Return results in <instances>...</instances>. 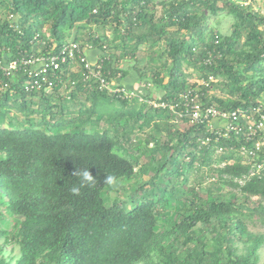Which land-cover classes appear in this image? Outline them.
<instances>
[{"label":"trees","instance_id":"16d2710c","mask_svg":"<svg viewBox=\"0 0 264 264\" xmlns=\"http://www.w3.org/2000/svg\"><path fill=\"white\" fill-rule=\"evenodd\" d=\"M1 2L23 31L0 17L8 59L19 49L34 50L31 35L43 31L57 44L71 40L104 52L108 78L120 83L134 72L152 86L140 93L145 98L159 90L161 100L171 102L194 85L184 64L200 78L216 79L203 103L249 108L264 92V12L234 0ZM220 11L233 17L225 35L207 23ZM93 26L112 27L114 34L107 39ZM143 44L145 64L138 51ZM208 51L211 62L204 64ZM76 68L69 72V81H77L69 98L57 90L26 91L24 77L10 81L0 73V264H258L264 234L250 231L245 220L257 213L264 222V170L239 184L248 166L235 150L213 157L198 148L203 125L174 121L167 108L137 98L106 95L83 83ZM104 106L112 107L106 117ZM103 119L106 128L99 131ZM151 123L144 144L139 137L130 142L135 127ZM142 154L154 170L147 180L149 166L138 168ZM87 168L96 186L75 196L69 189L80 178L72 173ZM202 168L214 184L204 190L199 173L188 186V173ZM108 174L118 178L116 186L102 183Z\"/></svg>","mask_w":264,"mask_h":264},{"label":"built area","instance_id":"2783aa9c","mask_svg":"<svg viewBox=\"0 0 264 264\" xmlns=\"http://www.w3.org/2000/svg\"><path fill=\"white\" fill-rule=\"evenodd\" d=\"M2 1V0H0ZM260 0H234L242 7H252L254 11H260L258 4ZM6 19L10 27L20 35L23 31L17 22V16L8 12ZM217 41V35L215 36ZM30 44L35 46L34 50L19 49L17 56L8 59V49L0 46V73L10 81L21 77L25 78L23 87L26 91H44L46 94L57 90L61 97L69 98L71 88L76 86V80H70L69 72L77 71L79 65L81 70L80 80L87 84H94L99 91L106 95L121 99L131 100L137 98L140 102H146L153 108H167L175 115L174 121H180L187 125H203L205 133L196 137L198 148L205 147L212 151V156L224 154L235 150L236 156L241 163L248 166V173L237 179L239 184L250 177L262 175L264 170V92L261 98L249 108L237 107L225 110L211 103H203L202 98L206 94L213 93L212 84L216 79L209 75L207 79H196L191 85L173 97L171 102L161 100L162 95L156 93V98H145L140 93L143 90L127 87L116 79L110 80L108 72L103 71L104 62L108 59L107 54L100 53L94 61L90 60L86 51L91 50V44L81 46L78 42L66 40L60 44L52 42L48 34L36 31L31 35ZM204 64H210L211 52L206 53ZM6 84H2V88ZM144 88L151 91V84L147 83ZM208 88V89H205ZM222 140H234L239 145L229 144L225 146ZM232 163L233 160H228Z\"/></svg>","mask_w":264,"mask_h":264},{"label":"rangeland","instance_id":"374dc122","mask_svg":"<svg viewBox=\"0 0 264 264\" xmlns=\"http://www.w3.org/2000/svg\"><path fill=\"white\" fill-rule=\"evenodd\" d=\"M5 1V0H4ZM256 4H258L259 8L262 10H260L261 12H264V1L263 0H260L259 2H255ZM4 3H2L0 1V17L1 18H5L7 13H8V10L5 9ZM232 22H233V17L232 15L230 14H227L226 12L224 11H220L218 12L216 15H211L209 16V19L207 21L208 23V26L212 27L214 30H216L217 32H219L220 34H228L230 33L231 31V25H232ZM93 31L96 32L97 34L101 35L102 33H105V37L107 39H109L110 37H112V35L114 34V31H113V28L112 27H106L105 29H98L97 27H92ZM67 39H71V37H67ZM145 45H141L138 49L139 51V54L140 56L142 57V64H145L146 63V58L144 57V54H145ZM183 71L185 73V75L187 76V82H194L196 79H199V75H200V72L198 70H196L195 68H188L186 67V65L184 64L183 65ZM132 76L136 75L134 72L131 71L130 73ZM156 93H158V95H160V91L159 90H156ZM156 95V96H158ZM86 105H89V103H87ZM79 107V106H78ZM109 108H112V107H108V106H104V107H100V109L103 111V113L105 114V117L107 116L106 114L108 113V110ZM75 109H77V106L75 107ZM152 126V123L150 124V127H145L143 126L141 129L140 128H137L135 127V129L133 130V133L130 135V142L132 143H135V140L139 137L140 140L142 141V144H144V141H146V139L148 138L147 137V134L149 132H151V130L149 128H151ZM183 125H177V128H182ZM128 128L130 127V125L127 126ZM106 128V121L103 119L101 120L100 124L97 126V129L99 131H103L105 130ZM164 134L161 135V137H163ZM151 146V144H149V147ZM149 157H147L146 155L142 154L140 157H139V160H138V168H142L143 166H149ZM181 158H179L178 161H180ZM221 166L223 164H220ZM154 173V170L153 168H151L150 166L148 167V170L147 172L144 174L143 176V179L147 180L149 179V177L151 175H153ZM199 173L201 174V176H205L206 179L203 183V187H204V190L206 187H211L213 184H214V179L215 176H209V174H206L205 173H208V171L204 168L200 169L199 172L195 171V170H192L191 172L188 173V175L186 176L187 177V185L190 186L192 185V183H195L197 181V177L199 175ZM173 180V179H172ZM231 188L228 187V186H224L222 188L223 191H226V190H230ZM124 194L127 193L126 191L123 192ZM113 195V193H112ZM111 195V196H112ZM252 200L254 199H259V196H254L251 198ZM262 204L264 205V198H262ZM245 223L247 225V228L250 230V231H253V232H257V233H263L264 234V222L262 220V218L260 217L259 214L255 213L253 214L250 218H246L245 220ZM1 239V238H0ZM0 243H1V240H0ZM10 248V245H7L6 246V249L9 250ZM258 264H264V246L261 247L259 249V261H258Z\"/></svg>","mask_w":264,"mask_h":264},{"label":"clouds","instance_id":"9594fccd","mask_svg":"<svg viewBox=\"0 0 264 264\" xmlns=\"http://www.w3.org/2000/svg\"><path fill=\"white\" fill-rule=\"evenodd\" d=\"M74 176L80 178V183L78 185H73L69 190L70 192L78 196L81 194V189L83 187H95L97 183V179L90 173L87 169L76 170L72 173ZM118 178L115 175L108 174L104 176L102 183L109 186H116Z\"/></svg>","mask_w":264,"mask_h":264},{"label":"crops","instance_id":"0c3cea01","mask_svg":"<svg viewBox=\"0 0 264 264\" xmlns=\"http://www.w3.org/2000/svg\"><path fill=\"white\" fill-rule=\"evenodd\" d=\"M86 54L90 58V60L94 61L100 54V50H87ZM120 83L125 84L127 87L143 90L145 93H149V91L144 88V84L140 82L138 78L132 76L131 74H129V76Z\"/></svg>","mask_w":264,"mask_h":264}]
</instances>
